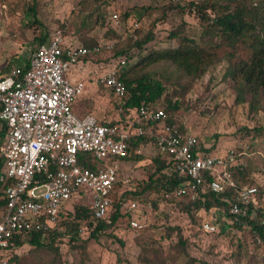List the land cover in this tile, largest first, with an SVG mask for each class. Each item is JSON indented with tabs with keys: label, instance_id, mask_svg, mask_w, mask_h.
Segmentation results:
<instances>
[{
	"label": "built area",
	"instance_id": "2783aa9c",
	"mask_svg": "<svg viewBox=\"0 0 264 264\" xmlns=\"http://www.w3.org/2000/svg\"><path fill=\"white\" fill-rule=\"evenodd\" d=\"M112 20L118 22L116 16ZM131 26L137 28L138 24ZM105 45L112 47V43ZM88 53L55 31L45 43L37 44L25 71L12 68L0 79V127L5 129L0 145V183H7L6 205L0 216V264H8L12 251H18L17 243L27 234L57 229L60 212L71 209L75 196L88 200L95 221L109 223L111 196L116 194L127 216L128 232L160 228L167 219L182 228V235L195 249L199 243L219 237L221 231L213 222L197 220L195 209L189 213L181 210L173 198L185 196L199 203L212 194L223 205L214 209L215 215L228 213L234 222L255 217L264 203V182L259 183L261 189L238 187L232 172L242 164L239 160L245 152L235 154L229 149L220 155L208 151L209 147L198 145L196 137L170 124L166 110L156 104H141L124 119L118 107L115 124L93 115L78 116L72 107L87 85L84 80L71 82L66 73ZM113 63L98 81L122 99L126 89L120 72L127 60L118 57L110 61ZM138 137L146 138V145L156 153L167 155L161 172L180 180L179 187L158 198L155 206L149 201L122 198L130 188L129 179L120 175V158L130 151V141ZM144 145L134 152L140 155ZM80 153L89 154L101 167L80 166ZM95 221L80 227L78 236L89 233ZM261 224L264 227V220Z\"/></svg>",
	"mask_w": 264,
	"mask_h": 264
},
{
	"label": "rangeland",
	"instance_id": "374dc122",
	"mask_svg": "<svg viewBox=\"0 0 264 264\" xmlns=\"http://www.w3.org/2000/svg\"><path fill=\"white\" fill-rule=\"evenodd\" d=\"M32 1L0 0V73L7 74L12 68L24 65L37 46V38L42 31L48 34L61 31L66 41L75 46L81 45L80 35L85 36L81 33L93 37L98 45L112 43V40L103 38L106 25H94L96 15H103L106 23L111 28H119L120 33H132L136 29L131 26L134 22L146 31L153 20L165 16L158 20L153 30L157 35L159 49L177 47L175 40L166 42L168 33L174 28H179L181 34L188 37H198L200 31L199 21L193 13L187 10L182 12L178 8L198 0H34L38 23L27 12ZM149 6L152 7L151 14L144 13L140 21L132 15L120 25L119 17L124 12L131 8L140 10L141 7ZM173 6L177 8H172ZM112 16L117 17V23L112 20ZM83 22L85 28L81 27ZM106 55H96L86 61L81 59L79 65L67 71L66 77L71 82L78 77L87 85L86 92L77 99L82 113L94 112L98 118L103 115L106 120H117L119 114L115 108V97L98 81L114 65L103 61ZM141 70L163 81L169 93H176L175 99L182 103L176 118L188 135L211 147L216 154L222 155L233 147L245 152L239 162L243 165L245 163L246 181L256 179L259 183L264 182V111L259 110L253 116L245 103H236L234 84L226 77L225 68L213 66L193 81L183 77L167 62L152 64ZM156 106L162 107V100ZM142 147L140 161L119 162L121 177L128 178L137 185H141V180L153 170L149 169V165L156 154L146 144ZM152 196L146 191L142 198L149 201ZM213 212L212 209L211 212L203 211L202 216L209 217ZM122 233L123 245L106 235L99 236V241L96 242L90 239V232L83 233L80 241H87L83 254L81 250L71 248L68 243H60V260L63 264H143L149 258L151 264H188L190 258H196L212 264H248L247 257L242 255L243 251L241 256L234 255L236 247L230 243L231 234H221L214 240L199 243L197 249L186 243L184 251L187 254L182 255L179 247L172 245L174 240L160 239L163 229L145 230L140 234L133 231ZM240 235L236 234L238 237ZM147 246L149 250L160 253L157 260L143 255V248ZM28 249L22 248L16 255L20 256L17 264H41L51 257L45 252H30ZM193 264L202 263L198 261Z\"/></svg>",
	"mask_w": 264,
	"mask_h": 264
},
{
	"label": "trees",
	"instance_id": "16d2710c",
	"mask_svg": "<svg viewBox=\"0 0 264 264\" xmlns=\"http://www.w3.org/2000/svg\"><path fill=\"white\" fill-rule=\"evenodd\" d=\"M35 1H32L27 12L30 17L38 23L35 14ZM176 6V5H175ZM173 6L172 8H177ZM181 8L182 12L187 10L193 13L199 21L198 37H188L174 28L168 33L166 42L175 40L178 45L173 48L159 49L157 45V35L154 33V27L158 20H162L165 16L153 20L150 26L144 31L141 28H136L132 33H125L115 28H111L106 23L103 15H96L94 25L105 26L104 39L112 40V47L107 48L106 45H98L93 37H88L87 33H81V46L89 50L82 59L84 61L91 59L96 55L107 54L103 61L110 62L118 57H125L127 64L120 72V79L123 82L126 95L122 99L116 100V110L122 108L120 115L121 119L133 109L141 104H156L162 100L163 106L167 112V121L170 124H175L178 130L186 134L181 122L176 118L182 103L175 99L176 93L167 91L165 83L159 78L148 72H144L146 66L159 62H167L173 65L177 72L183 77L190 80H196L203 74L208 72L213 66L220 65L225 68V75L233 82L235 91V101L238 104H246L248 112L252 115L259 110L264 111V0H198L190 1ZM152 7L131 8L124 12L119 17L120 25L127 18L133 15L138 21L142 19L144 13L151 14ZM146 13V14H147ZM145 14V15H146ZM93 17V15H92ZM29 24V22H28ZM85 28V22L81 25ZM58 31V30H57ZM61 32V31H60ZM46 31H42L37 38V44L45 43L49 36ZM63 35V33L61 32ZM158 48V50H154ZM27 63L16 68L22 73L25 71ZM141 70V71H140ZM134 71V72H133ZM137 71V72H135ZM4 72V71H3ZM6 73H0V79ZM185 91V90H184ZM111 92V91H110ZM175 99V100H174ZM75 104H73L74 107ZM72 107V108H73ZM254 116V115H253ZM115 124V120L110 121ZM5 129L0 127V145L4 138ZM147 139L138 137L130 141V151L120 158L121 161H140L142 158L136 154L135 149L141 144H146ZM198 141V145H203ZM209 150H213L211 147ZM234 153H239L238 148H231ZM223 155V154H222ZM245 156V154L243 155ZM167 155L165 153H156L149 165V172L146 178L141 180V185L129 181L130 189H127L122 194L123 199H134L136 201H146L142 195L149 191L153 196L149 200L154 206L157 199L170 192L173 188L179 187L180 180L174 176H167L161 171L165 167ZM78 164L90 169L101 167V162L91 158L87 153L78 155ZM2 161L0 159V169ZM247 166V165H246ZM233 178L238 187L256 186L260 188V184L256 179L246 181L245 163L233 170ZM134 184L135 187H132ZM7 183H0V216L3 214L6 205L5 189ZM119 186V185H118ZM141 186L140 188H138ZM135 188V189H134ZM232 191H230V194ZM113 205L110 212V222L103 223L94 220L93 209L90 207L88 200L84 197H73L70 201L71 209H62L58 219V228L46 231H37L27 234L24 241L17 243V253H11L8 259V264H17L20 256L17 257L22 248H29L30 252H45L51 257L41 264H63L60 260L59 246L60 243L69 244L71 248L81 250L84 253L87 241H80L78 229L82 226H91L95 221V227L90 230V239L98 242L99 236L106 235L112 241L123 245L121 240L127 229V216L124 209L118 205V198L113 194ZM117 199V200H116ZM148 201V200H147ZM175 204L183 211L190 212L196 210V219L201 222H213L220 229L221 234H231L229 237L230 243L235 244L234 255L247 257L248 264H263L264 263V227L261 221L264 220V203L261 208L256 211L254 218L249 216L239 218L238 222L233 221V216L228 213L215 215L211 213L209 217L202 216L203 211L211 212L216 207L223 206L215 195L207 194L205 202L190 201L187 197L181 196L173 198ZM204 208V209H203ZM167 218V215H165ZM214 218V220H213ZM123 228V229H122ZM164 233L160 239L174 240L175 247H179V252L186 255L184 246L187 239L182 235V228L179 225H172L167 219L160 226ZM152 228L146 230H153ZM145 231V230H144ZM143 232V231H142ZM234 232V233H233ZM141 232H138L140 234ZM241 234L240 237L236 234ZM149 246L143 248V255L147 257L159 258L160 253L148 249ZM10 254V253H9ZM159 254V255H158ZM200 261L202 264H212L196 258H190L188 264H193ZM151 264L152 261L146 258L143 264ZM163 264V263H162Z\"/></svg>",
	"mask_w": 264,
	"mask_h": 264
},
{
	"label": "crops",
	"instance_id": "0c3cea01",
	"mask_svg": "<svg viewBox=\"0 0 264 264\" xmlns=\"http://www.w3.org/2000/svg\"><path fill=\"white\" fill-rule=\"evenodd\" d=\"M26 63H27V61H26ZM79 65V64H78ZM81 67V66H80ZM81 68H83V67H81ZM84 70V69H83ZM75 80H80L78 77H76V79ZM83 96V95H82ZM81 96V97H82ZM81 99V98H80ZM79 99V100H80ZM75 105H74V107H73V111L78 115V116H81V117H83V116H86V115H93V116H95L96 114L94 113V112H91V113H82V109H81V107L79 106V102H78V100L74 103ZM96 118H98L97 116H95ZM100 121H111V120H106V119H104V117H103V115H102V117L101 118H98ZM3 142V141H2Z\"/></svg>",
	"mask_w": 264,
	"mask_h": 264
}]
</instances>
